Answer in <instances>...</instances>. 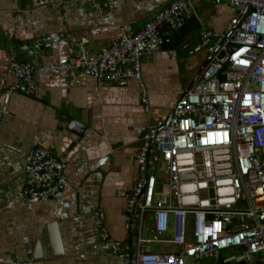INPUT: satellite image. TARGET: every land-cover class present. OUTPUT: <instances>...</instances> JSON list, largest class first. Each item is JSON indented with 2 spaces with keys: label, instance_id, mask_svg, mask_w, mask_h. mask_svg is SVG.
<instances>
[{
  "label": "crops",
  "instance_id": "obj_1",
  "mask_svg": "<svg viewBox=\"0 0 264 264\" xmlns=\"http://www.w3.org/2000/svg\"><path fill=\"white\" fill-rule=\"evenodd\" d=\"M171 1L50 0L39 6L0 0V69L11 57L34 62L37 83L33 95L9 91L8 83L0 89V264H123L101 248L93 213L103 211L112 237L127 242L126 195L136 183L142 136L171 115L207 63L200 26L222 34L234 8L192 0L196 16L175 31L163 29L162 48L141 57L143 85L131 77L119 87L43 66L66 62L80 50L92 57L143 28ZM41 39L45 47L29 49ZM36 145L66 165L68 186L59 199L19 196L25 155Z\"/></svg>",
  "mask_w": 264,
  "mask_h": 264
},
{
  "label": "built area",
  "instance_id": "obj_2",
  "mask_svg": "<svg viewBox=\"0 0 264 264\" xmlns=\"http://www.w3.org/2000/svg\"><path fill=\"white\" fill-rule=\"evenodd\" d=\"M35 1L41 6L50 0ZM201 1L228 4L234 14L222 34L200 26L207 63L171 115L142 136L136 183L126 195L127 242L112 237L103 211L93 213L101 248L123 264H264V0ZM191 2L172 0L143 28L92 57L80 50L43 67L81 71L119 87L131 77L143 85L141 57L162 48L163 29L175 31L196 16ZM35 70L34 62L11 57L0 69V89L8 83L9 91L33 95ZM65 168L46 147L34 146L25 155L19 196L61 198L68 186ZM223 214L238 218L216 217ZM165 245L173 249L159 247ZM223 250L231 255L220 258Z\"/></svg>",
  "mask_w": 264,
  "mask_h": 264
},
{
  "label": "water",
  "instance_id": "obj_3",
  "mask_svg": "<svg viewBox=\"0 0 264 264\" xmlns=\"http://www.w3.org/2000/svg\"><path fill=\"white\" fill-rule=\"evenodd\" d=\"M30 42H31V41H29V44H30ZM31 44H32V45L29 46V49L32 50V51L35 50V47L37 48V46H38L39 49L45 47V46L43 45V41H42V39H41V41H34V42H32ZM194 80H195V79H193V80L191 81V83L189 84V86L186 87V89L184 90V92H183V94L181 95V97H182L183 95L186 94V92L188 91V89L190 88V86L192 85V83L194 82ZM216 217L219 218V219H221V220H233L234 218H238L237 216H232V215H227V214L218 215V216H216ZM236 229H237V228H234L233 230H236Z\"/></svg>",
  "mask_w": 264,
  "mask_h": 264
},
{
  "label": "rangeland",
  "instance_id": "obj_4",
  "mask_svg": "<svg viewBox=\"0 0 264 264\" xmlns=\"http://www.w3.org/2000/svg\"><path fill=\"white\" fill-rule=\"evenodd\" d=\"M149 214H150V212L147 213V217H148ZM192 231H193V225H192L191 222H190V223H189V232L192 233ZM171 233H172V231L170 230V231L168 232V234H166L165 236H166V237H170ZM229 255H231V253H230L229 251H227V250H223V251L221 252V254H220V258H222V257L224 258V257H227V256H229Z\"/></svg>",
  "mask_w": 264,
  "mask_h": 264
},
{
  "label": "bare ground",
  "instance_id": "obj_5",
  "mask_svg": "<svg viewBox=\"0 0 264 264\" xmlns=\"http://www.w3.org/2000/svg\"><path fill=\"white\" fill-rule=\"evenodd\" d=\"M206 3H208V2H206ZM217 5V4H216ZM220 5V4H219ZM262 32H264V29H262Z\"/></svg>",
  "mask_w": 264,
  "mask_h": 264
}]
</instances>
